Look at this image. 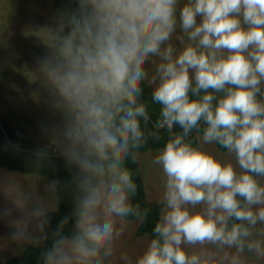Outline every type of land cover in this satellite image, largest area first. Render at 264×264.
<instances>
[{
    "label": "clouds",
    "instance_id": "9594fccd",
    "mask_svg": "<svg viewBox=\"0 0 264 264\" xmlns=\"http://www.w3.org/2000/svg\"><path fill=\"white\" fill-rule=\"evenodd\" d=\"M42 29L39 81L63 115L55 140L77 170L73 232H57L44 264H105L128 218H146L126 167L148 139L146 81L160 105L156 127L171 135L154 161L165 176L161 212L134 264H245V252L264 260V0H78ZM201 128L202 144L235 164L193 146ZM45 216L31 213L41 230Z\"/></svg>",
    "mask_w": 264,
    "mask_h": 264
},
{
    "label": "rangeland",
    "instance_id": "374dc122",
    "mask_svg": "<svg viewBox=\"0 0 264 264\" xmlns=\"http://www.w3.org/2000/svg\"><path fill=\"white\" fill-rule=\"evenodd\" d=\"M184 0H181V6ZM73 0H0V115L26 138L38 144L52 147L61 152L55 140V126L63 121V115L54 110L47 90L39 81L38 59L47 54L43 42L49 40L45 27H54L58 17L72 12ZM179 26L172 44L178 50L181 44L178 36H183ZM184 43L188 41L185 37ZM149 74L154 64L147 65ZM150 87H153L151 83ZM59 122H56L57 126ZM200 147L217 159L231 161L234 157L217 150L216 145H203L202 134L196 135ZM161 150L138 153L136 160L140 167L146 199L149 202H162L165 176L162 167L154 161ZM54 180L33 174L22 175L0 169V264L21 256L30 245H42L51 239L47 224L43 230L31 218L32 211L43 207L46 212L56 207ZM27 224L25 237L17 238L15 233L22 224ZM141 220L127 221L124 233L114 241V254L105 264H126L121 255L127 254L135 262L146 249L151 238L138 237L137 229ZM199 248L189 249L198 251ZM245 264H264L251 253H244Z\"/></svg>",
    "mask_w": 264,
    "mask_h": 264
},
{
    "label": "trees",
    "instance_id": "16d2710c",
    "mask_svg": "<svg viewBox=\"0 0 264 264\" xmlns=\"http://www.w3.org/2000/svg\"><path fill=\"white\" fill-rule=\"evenodd\" d=\"M78 7V0H73L72 11ZM144 93L142 100L148 106V115L150 119L157 123L160 113V105L152 102L151 92L152 87L149 84H143ZM150 119L145 122L141 120L142 129L148 137L147 143L138 150V153H146L151 150H162L166 141L169 139L171 133L167 129L154 128ZM0 124L5 128L12 145L6 140L0 128V169H5L11 173H19L22 175H41L57 182L55 188L56 207L46 212L44 219L49 227L51 239L42 245L32 244L28 246L21 256L11 258L3 264H44L43 253L50 249L57 232L62 231L64 235H71L74 226V200L77 195L75 176L77 170L69 165L64 156L60 157H44L38 159L37 155L21 150H34L36 152H43L44 154H53L55 149L44 144L36 143L32 138H26L21 134L20 130L12 126L6 118L0 115ZM203 127V126H202ZM176 132H180L179 126H176ZM201 128L200 134H202ZM195 133L189 137L194 147H200ZM216 148L220 152H225L219 145ZM20 149V150H19ZM126 167L133 173V180L137 184V194L132 198L133 204H139L141 209L147 212L146 218L141 220L137 236H149L153 238V228L157 222L162 202H149L146 199L144 184L141 177L140 167L137 160L131 159L126 161ZM70 217L69 222L60 226V221L64 217ZM135 218H128L127 221H135Z\"/></svg>",
    "mask_w": 264,
    "mask_h": 264
},
{
    "label": "water",
    "instance_id": "95a60500",
    "mask_svg": "<svg viewBox=\"0 0 264 264\" xmlns=\"http://www.w3.org/2000/svg\"><path fill=\"white\" fill-rule=\"evenodd\" d=\"M149 119H150V117H149ZM150 121H151V123H152V125H153V127L154 128H157L156 127V123H154L151 119H150ZM0 128H1V131H2V133H3V135L5 136V138H6V140L12 145V143H11V140H10V138H9V136H8V134H7V132H6V130H5V128L0 124ZM158 129V128H157ZM193 134H195V132L193 133ZM192 134V135H193ZM13 146V145H12ZM20 150V149H19ZM21 151H25V152H31V153H33V154H35V155H37V153L38 152H36V151H34V150H31V149H29V150H21ZM60 156H63L62 155V153L61 152H55V153H53V154H44V157H60Z\"/></svg>",
    "mask_w": 264,
    "mask_h": 264
},
{
    "label": "crops",
    "instance_id": "0c3cea01",
    "mask_svg": "<svg viewBox=\"0 0 264 264\" xmlns=\"http://www.w3.org/2000/svg\"><path fill=\"white\" fill-rule=\"evenodd\" d=\"M56 122H59V124L57 126L55 125ZM56 122L53 123V124H51V127H53V125L55 126V129L54 130H56L57 128H59L60 126H62V123H63V121H56Z\"/></svg>",
    "mask_w": 264,
    "mask_h": 264
}]
</instances>
